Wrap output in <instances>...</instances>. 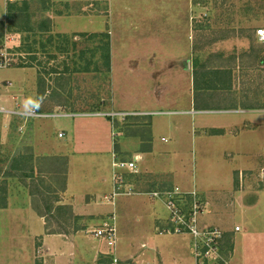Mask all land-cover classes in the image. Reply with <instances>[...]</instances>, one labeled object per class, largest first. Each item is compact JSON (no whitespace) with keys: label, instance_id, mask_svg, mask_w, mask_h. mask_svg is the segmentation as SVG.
<instances>
[{"label":"rangeland","instance_id":"374dc122","mask_svg":"<svg viewBox=\"0 0 264 264\" xmlns=\"http://www.w3.org/2000/svg\"><path fill=\"white\" fill-rule=\"evenodd\" d=\"M28 1L31 25L38 28L39 22L49 17L51 31L41 37L19 31L15 22L24 24L26 20V12L22 11L23 0H0V21H5L3 26L0 25V53L3 52L10 60L8 67L0 68V92L5 90L6 80H11L16 86L36 78L34 70L28 68L33 66H21L31 62L29 54L24 51L32 46L38 50L35 63L40 64L39 67L34 66L39 73L37 87L44 89L46 94L39 100L43 101L41 108L54 110L53 103L59 100L64 105L58 109L61 111L107 113L113 125L115 148L122 149L126 144V151L130 152L129 148L135 147L131 138L148 137V117L157 113L154 110L135 113L141 110L133 107L138 102L131 101V97L123 92L135 94L142 88L148 92L153 89L152 81L156 78V94L161 97L165 96L166 90L169 91V111H181L182 107H177L174 99L186 95L187 90L190 94L195 75H201L205 81L208 78L206 68H212L215 58H224L220 64L234 66L233 63L237 62L239 67L232 70L227 84L235 85L232 92L239 93L240 103L264 105V39L256 36L258 30L264 27V0H46L47 5L41 0ZM9 2L17 5L14 7L17 9L12 11V14H17L16 20L6 17ZM49 34L54 35L52 40H49ZM26 36L28 40H24ZM108 40L110 55L114 57L110 70L105 67ZM42 43L44 47H41ZM148 49V58L141 68L143 71H139L137 60L141 53L138 51ZM193 58H196L195 68L191 66ZM125 96L133 105L125 101ZM229 98L230 102L236 100L239 103L237 98ZM4 108L0 111V204L7 205L10 183L15 194L24 190L29 205L37 215L44 217L46 233L69 235L85 231L87 237L95 238L93 230H87L91 218L79 215V211H75L72 204L64 199L70 169L68 157L45 155L44 150L37 154L32 139L29 141V136H22L23 132L19 130L23 120L6 121L8 113L22 114L17 110L18 105L13 111ZM149 145L144 142L142 146L146 148ZM188 148L189 158L183 155L184 160L188 158V162L183 160L184 166L180 164V157L173 153L175 150L170 152L169 175L165 173L163 177H152L141 173L145 177H139L137 174L140 172L123 171L120 191L125 189V183L133 185L136 179H142L143 188L150 187L155 180L167 188L169 180L170 188L175 183H181L183 173L199 176L198 161L201 156L198 145L189 144ZM176 150L179 151V148ZM129 156H132L131 152L121 159H128ZM262 183L264 181H254L253 187ZM194 193L190 195L192 205L199 199ZM178 197L173 195L169 198ZM94 201L102 204L106 199L103 195ZM215 208L216 212L224 213L222 206H215L213 210ZM261 209L258 212L262 219L249 215L245 226L242 220H238L246 228L236 233V237L240 249L249 258L247 264H264V199ZM201 216L198 214L197 218ZM224 220L227 227L233 228V225L230 226L234 224L231 217L226 216ZM17 225L13 222V227L6 232L0 230V258L10 255L12 249L20 252L23 247L26 263L51 264L53 257L45 251L47 247L43 246L41 237H36L34 241L25 236L19 239L16 232L25 233L28 229H22L26 227L23 223ZM198 226L201 227L199 222ZM189 237L192 246L193 238ZM230 243L231 239H224L221 244L218 242V254L211 255L202 264H226ZM21 253L18 258H21ZM254 253L262 255V258H253ZM192 258L197 260L194 255ZM106 262L110 264L109 257Z\"/></svg>","mask_w":264,"mask_h":264},{"label":"crops","instance_id":"0c3cea01","mask_svg":"<svg viewBox=\"0 0 264 264\" xmlns=\"http://www.w3.org/2000/svg\"><path fill=\"white\" fill-rule=\"evenodd\" d=\"M256 36L259 38L260 35ZM148 51H138L141 53L137 60L139 71H143L141 68L148 58ZM223 59L215 58L212 68H206L208 80L204 81L201 75H195L190 94L187 90L186 95L174 99L177 107H182L181 111H169V91L166 90L165 96L161 97L156 94V78L152 81L153 89L148 92L145 88L134 95L130 91L123 92L133 98H130L131 101L138 102L133 107L141 110L135 113L142 114L147 110L157 112L148 117L149 136L131 138V144L135 147L129 148L132 156L128 159H121L130 153L126 151V144H123L122 149L115 148L113 125L107 113L61 111L58 109L64 105L59 100L53 103L54 110L41 108L43 101L39 100L45 98L46 94L44 89L37 87L39 73L34 66L28 68L34 70L36 78L16 86L11 80L4 81L5 90L0 92V106L13 111L17 104L18 112H26L36 105L41 114L25 118L24 114H13V111L8 113L6 121L23 120L19 130L23 132L22 136H29V141L32 139L37 154L44 150L45 155L68 157L70 169L64 199L72 204L75 211H79V215L91 218L87 230L92 231L100 227L104 220H109L116 227V236L113 243L105 238L87 237L85 231L69 235L46 233L44 217L37 215L29 205L24 190L22 193L18 190L15 194L10 183L7 205L0 208L1 232L12 228L13 222L18 224L17 227L20 223L25 224L26 227L22 229L28 230L25 233L16 232L17 237L21 239L25 236L32 241L41 237L39 239L43 246L47 247L45 251L53 257V261L49 260L51 264H106L108 257L112 264L113 255L120 258V264H198L192 258L194 254L190 234L168 232L174 227V222L167 207L170 195L181 196V199H177L179 206L185 212L190 211V195L196 192L199 198L198 214H202L200 219L197 218L201 228L219 229L222 232L220 244L224 239H231L226 264H247L249 258L240 249L236 233L246 230L238 220H242L245 226L249 215H255L257 220L262 219L258 210H262L264 183L254 188L253 182L264 181V105L240 103L239 93L232 92L235 85L227 84L232 70L235 71L239 66L236 61L234 66L220 64L224 62ZM195 60L192 59L193 68ZM111 63L113 66V56ZM229 97L237 98L239 103L236 100L230 102ZM130 100L125 98L128 103ZM144 142L150 145L144 148ZM189 144H197L200 151L199 176L183 173L180 176L181 183H175L170 188L169 180L167 188L156 180L149 188H143L142 179H136L133 185L124 184L125 189H131L130 193L121 192L102 204L94 201L103 195L112 196L115 188L112 167L114 157L120 160L136 157L138 171L133 173L140 172L137 174L139 177H145L143 174L146 173L152 177H163L165 173L169 175V154L173 150L180 157L182 166L184 161L188 162ZM178 148L179 151L176 150ZM183 155L188 158L184 160ZM215 206H222L224 213L216 212V208L213 210ZM226 216L234 220V224L230 225L233 228L226 226ZM26 243H30L29 240ZM55 244H58L57 247H53ZM20 252L21 258H18ZM20 252L12 249L10 255L0 258V264H28L23 260V247ZM252 257L261 259L262 255L254 253Z\"/></svg>","mask_w":264,"mask_h":264},{"label":"built area","instance_id":"2783aa9c","mask_svg":"<svg viewBox=\"0 0 264 264\" xmlns=\"http://www.w3.org/2000/svg\"><path fill=\"white\" fill-rule=\"evenodd\" d=\"M258 34L264 39V29H259ZM10 65V60L5 56L3 52L0 53V68L8 67ZM5 110L4 107H0V111ZM27 117H34L41 115L38 112V106H33L30 110L26 112H21ZM60 136L62 133L59 134ZM137 158L131 160H120L114 157L112 160L113 167V180L115 181V188L112 196H105L106 200H110L115 195L121 193L120 189L123 183V171L137 172ZM125 189L122 192L130 193ZM156 196L157 193H154ZM173 196V195H170ZM169 196V197H170ZM175 198H169L167 201V207L172 216L174 222V227L169 229L168 232H187L193 237L192 250L198 264H202L203 261L208 259L213 254H218L217 244L221 238L222 232L217 228H201L198 226L197 214L199 212V206L196 202L191 206V210L185 212L181 207H179L178 202ZM94 236L98 238H105L115 243V233L116 227L109 220L104 221L100 227L93 230ZM112 264H120L119 259L116 255L112 256ZM135 264V263H131ZM150 264V263H145Z\"/></svg>","mask_w":264,"mask_h":264},{"label":"trees","instance_id":"16d2710c","mask_svg":"<svg viewBox=\"0 0 264 264\" xmlns=\"http://www.w3.org/2000/svg\"><path fill=\"white\" fill-rule=\"evenodd\" d=\"M43 4H46V0H41ZM23 5H24V9L22 8V11L26 12V20L25 23H21L18 24V22H15V24L18 26V30L19 31H24L26 33H33L35 34V36H42L43 33L45 32H50V19L45 18L44 20L40 21L38 24V28L34 27L33 25H31L30 22V18H29V14H28V8H29V1L28 0H23ZM14 7H17V5L14 3L9 2L7 4V14L6 17L7 19H14L16 20L17 14L14 15L12 14V11H14ZM14 9V10H13ZM23 12V13H24ZM58 14H62V13H58ZM5 21L1 20L0 21V25L3 26ZM61 34H57V36H60ZM105 35L108 37V34L105 33ZM49 40H52L54 35L53 34H49ZM24 40H28V36H26V38ZM33 42L36 43V40L33 39ZM45 45L42 43L41 47H44ZM106 54H105V67L107 68V70H110V66H111V55H110V43L109 40L106 42V48H105ZM26 54H29V59H30V63L27 65L26 64H21V66H37L40 64H36L35 61H37V56L36 54L38 53V50L33 48L32 46H29L28 48L25 49L24 51ZM0 207H5V204H0Z\"/></svg>","mask_w":264,"mask_h":264}]
</instances>
